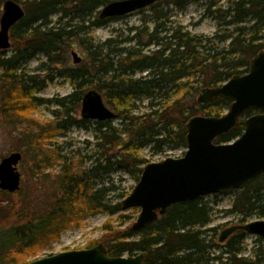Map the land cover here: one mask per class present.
<instances>
[{
	"label": "trees",
	"instance_id": "trees-1",
	"mask_svg": "<svg viewBox=\"0 0 264 264\" xmlns=\"http://www.w3.org/2000/svg\"><path fill=\"white\" fill-rule=\"evenodd\" d=\"M4 1L0 0V18ZM15 1L23 5L25 15L11 29L14 51L7 55L6 50H0L3 116L15 125H37L26 119L25 113L43 103L37 94L53 76L30 74L25 66L42 54L46 60L41 70L56 69L59 75L78 81L81 90L69 96L73 105L82 101L83 89L95 82L116 117L104 121L74 118L68 98L59 100L66 112L59 127L88 128L94 123L97 146L106 158L89 168L65 162L57 180L60 194L51 208L0 229V264H30L32 260L24 255H37L59 239L68 226H78L80 219L98 211L113 215L123 210L122 201H108L111 188L99 187V179L121 168L138 182L149 163L140 154L144 147L153 145L162 151L173 138L187 147V122L192 116H221L232 104L223 97L200 102V91L247 73L252 58L264 50V0H227L226 5L224 0H157L137 11L144 13L142 21L129 28L126 39L112 37L102 43H96L87 30L121 18L100 17L101 8L113 0ZM192 2H203L205 15L217 20L214 35L193 34L182 25L168 23L171 7L182 9ZM55 15H59L56 23L52 19ZM75 43L89 52L90 61L67 66ZM124 43L134 45L122 48ZM145 99L150 111L136 113V101ZM255 113L258 111L248 110L216 143L241 136L246 118ZM115 119H121L120 124ZM40 133L26 134V142L32 144ZM129 194L122 193L120 198ZM212 211L209 202L199 197L173 204L156 222L140 230L117 228L106 222L103 244L110 256L143 252L144 264H261L263 244H258L253 258L242 254L247 235L244 230H237L224 243L216 242L215 228L208 226L213 221ZM229 211L264 216V174L239 189ZM121 218L128 216L122 214ZM136 235L140 237L136 239ZM97 242L93 240L87 247ZM215 246L221 250L219 254L212 251Z\"/></svg>",
	"mask_w": 264,
	"mask_h": 264
},
{
	"label": "rangeland",
	"instance_id": "rangeland-1",
	"mask_svg": "<svg viewBox=\"0 0 264 264\" xmlns=\"http://www.w3.org/2000/svg\"><path fill=\"white\" fill-rule=\"evenodd\" d=\"M225 1L227 0L223 1L224 5H226ZM149 13V10L146 11V14ZM143 15L144 13L133 12L87 31H90L96 43H102L112 37H119V40H124L130 34L129 28L139 25ZM58 18L59 15L52 17L54 23L57 22ZM168 20L169 24L182 25L186 30L197 35L212 36L218 30L217 20L205 15L203 2L189 3L182 9H173L171 7ZM133 45L134 43H124L121 47ZM13 51L12 46L5 52L10 55ZM74 51L81 58L80 63L90 61L89 52L79 43H75L71 48L67 66L73 67L77 65L74 62ZM45 60L46 57L39 54L25 66V71L30 74L53 76V79L46 81L47 86L45 89L37 94L44 100L43 103L34 105L32 109L25 113V118L32 119L37 125L31 126L24 123L15 125L7 120L2 114L0 92V161L12 152L18 151L22 153V159L18 164V171L22 175L20 189L11 195L5 194L3 193L4 191L0 190V229L14 223H21L30 217L40 216L51 208V205L60 194L57 180L65 162L71 165L81 163L82 167L89 168L93 162L96 163L98 160L103 162L106 158L104 152L101 154L97 146L94 123H90L88 128L76 125L70 128L59 127L66 114L65 109L59 104V100L63 98H68L71 115L74 118H82V101L73 105L69 99V96L75 91L81 90V88L78 87L77 80L71 79L66 75H59V71L56 69L41 70V63ZM139 75L138 73L137 76ZM95 84L93 82L92 85L85 87L83 96L90 90H97ZM105 103L113 110L106 100ZM135 104L137 106L136 113L142 114L150 111L147 99L137 100ZM227 112L228 109L224 110L223 114ZM114 122L120 124L121 119H115ZM38 131L41 132V136H37L32 144H28L26 142V134ZM55 150L60 153L62 159L58 158ZM186 150L187 147L180 145L179 141L173 138L171 142L164 144L162 151L154 148L153 145H148L140 151V154L149 162H158L168 157L183 156ZM98 183L99 187L107 186L111 188L107 199L110 203L115 204L124 199L120 198V194L131 193L138 182L133 174L120 168L105 175L101 180L99 179ZM238 193L239 189H232L203 196L213 210V221L208 226L215 228L216 242L219 244L224 243L219 240L220 234L224 229L237 224L243 225L256 220H264V216H261L258 212L244 216L240 213L229 211L233 207ZM139 213L140 208L123 209L113 215L106 211H98L80 219L78 226H68L61 233L59 239L54 240L51 246L40 251L37 255H24V257L27 260H34L62 251L83 249L87 248V245L93 240H98L97 244H103V226L106 222H110L117 228H129L134 225ZM122 214H126L128 218H121ZM139 237L140 235L135 236L136 239ZM259 243L264 245V238L247 233L242 254L253 258L254 251L258 248ZM212 251L215 254H219L221 250L218 246H215L212 247ZM125 255L128 254L126 253ZM261 264H264V261Z\"/></svg>",
	"mask_w": 264,
	"mask_h": 264
},
{
	"label": "water",
	"instance_id": "water-1",
	"mask_svg": "<svg viewBox=\"0 0 264 264\" xmlns=\"http://www.w3.org/2000/svg\"><path fill=\"white\" fill-rule=\"evenodd\" d=\"M157 0H113L101 8L100 17L124 16L146 8ZM25 15L23 5L15 0L3 3L0 18V50L12 46L10 31ZM74 62L81 58L73 52ZM215 97L232 101L221 116L197 114L187 122V150L183 156L150 162L143 168L140 180L123 199V209L140 208L133 230H140L157 221L175 203L229 189H240L264 174V50L254 56L249 71L235 75L217 87L200 91L199 101ZM82 116L93 120H109L116 113L97 90H90L82 100ZM259 111L245 121L241 136L230 142L215 140L230 130L248 111ZM21 152H12L0 161V190L16 192L22 175L18 164ZM264 238V220L237 224L224 229L219 237L226 241L237 230ZM145 253L110 256L100 243L91 248L62 251L33 260L30 264H144Z\"/></svg>",
	"mask_w": 264,
	"mask_h": 264
}]
</instances>
